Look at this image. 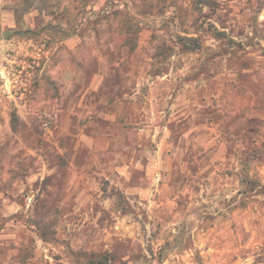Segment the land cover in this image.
<instances>
[{
	"label": "rangeland",
	"instance_id": "1",
	"mask_svg": "<svg viewBox=\"0 0 264 264\" xmlns=\"http://www.w3.org/2000/svg\"><path fill=\"white\" fill-rule=\"evenodd\" d=\"M0 264H264V0H0Z\"/></svg>",
	"mask_w": 264,
	"mask_h": 264
},
{
	"label": "trees",
	"instance_id": "2",
	"mask_svg": "<svg viewBox=\"0 0 264 264\" xmlns=\"http://www.w3.org/2000/svg\"><path fill=\"white\" fill-rule=\"evenodd\" d=\"M178 41L184 51L195 52L201 48L198 38L179 37Z\"/></svg>",
	"mask_w": 264,
	"mask_h": 264
},
{
	"label": "crops",
	"instance_id": "3",
	"mask_svg": "<svg viewBox=\"0 0 264 264\" xmlns=\"http://www.w3.org/2000/svg\"><path fill=\"white\" fill-rule=\"evenodd\" d=\"M104 95H106L105 93H104ZM134 96L135 95V93H134V91L132 92V94H130L129 92L127 93V94H124V96ZM119 96V95H118ZM116 98H119V97H116Z\"/></svg>",
	"mask_w": 264,
	"mask_h": 264
}]
</instances>
